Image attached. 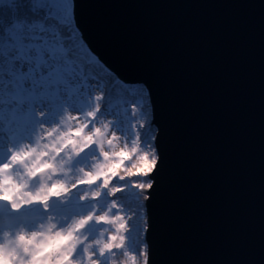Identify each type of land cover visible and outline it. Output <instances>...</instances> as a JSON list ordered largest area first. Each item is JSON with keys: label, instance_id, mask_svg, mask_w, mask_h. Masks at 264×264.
<instances>
[{"label": "water", "instance_id": "95a60500", "mask_svg": "<svg viewBox=\"0 0 264 264\" xmlns=\"http://www.w3.org/2000/svg\"><path fill=\"white\" fill-rule=\"evenodd\" d=\"M72 2L83 44L148 94L146 264H264V0Z\"/></svg>", "mask_w": 264, "mask_h": 264}, {"label": "clouds", "instance_id": "9594fccd", "mask_svg": "<svg viewBox=\"0 0 264 264\" xmlns=\"http://www.w3.org/2000/svg\"><path fill=\"white\" fill-rule=\"evenodd\" d=\"M105 97L95 86L84 111L65 106L56 122L37 125L31 140L9 143L0 163V206L12 212L0 217V264H146L142 253L126 251L130 216L112 199L122 187L113 182L144 183L135 178L148 167L154 171L150 160L159 156L121 132L115 117L101 114ZM46 112L37 110L41 118ZM105 191L109 201L102 207L97 199ZM26 208L40 211L12 216Z\"/></svg>", "mask_w": 264, "mask_h": 264}, {"label": "snow or ice", "instance_id": "6c2138e0", "mask_svg": "<svg viewBox=\"0 0 264 264\" xmlns=\"http://www.w3.org/2000/svg\"><path fill=\"white\" fill-rule=\"evenodd\" d=\"M36 17L18 20L0 35V131L18 141L41 117L67 101L80 102L93 82L111 84L116 96L127 92L143 103V89L118 76L101 75L99 61L73 28L71 0H31ZM40 10H43L41 13Z\"/></svg>", "mask_w": 264, "mask_h": 264}, {"label": "rangeland", "instance_id": "374dc122", "mask_svg": "<svg viewBox=\"0 0 264 264\" xmlns=\"http://www.w3.org/2000/svg\"><path fill=\"white\" fill-rule=\"evenodd\" d=\"M1 1V0H0ZM71 10H72V19L74 20V14H73V2L71 0ZM102 76L107 79L109 74L104 75L101 73ZM95 86H99L100 88L104 89L106 92V97L104 100V106L102 108L101 114L105 116H113L115 117V126L123 133L127 134L130 139L136 140L140 143V146L143 149H149V146H153V142L155 140V131L151 129V122H152V115L149 109V105L146 104L145 100L143 103L133 102L134 99H124L122 98H116L115 94L112 91L111 84L107 82H93V88L89 91V93L84 97V99L80 102H72L67 101L65 102L62 107L57 109L55 112L50 113L47 109V112L45 116L38 120L39 124L41 123H47L52 124L58 120V117L63 113L65 106L70 107L73 111H84L87 107H89V98L92 96V93L95 91ZM132 87L140 86L139 84H133ZM141 87H143L141 85ZM132 105H136L139 109V113L136 114V109L132 107ZM44 110V109H43ZM40 110V111H43ZM137 121H142V123H138ZM2 127V125H0ZM36 126H32L30 130L25 134V137L23 139H20L18 141H12L11 139L7 138V126L5 125V129L0 131V163L4 162L8 156L9 153L7 151V147L9 143L12 144H19L23 140H31L32 133L35 131ZM93 151H95V148H93ZM88 158V154L81 157L79 163H84ZM146 159L150 160V158ZM152 164H155L156 161H151ZM147 172H152V168L148 167L146 169L145 174L142 175V177H137L135 179H142L144 183L140 184H134L131 180H124L121 181L118 177L113 182L115 184L121 185V190L117 192L115 197H112V199H117L122 204L124 203L125 198L130 200V203L133 205V208L137 207V204H142L144 200V195H146L145 198H147V190L150 187L151 182H148V176ZM150 183V184H149ZM146 185V186H145ZM147 188V189H146ZM146 189V192H145ZM78 195V194H77ZM109 201V194L107 191L104 192L103 198H98L97 202L101 204L102 207L107 206V203ZM91 201L87 205H81L82 208L86 209L91 206ZM146 204V200H145ZM127 210V208L125 207ZM7 212L11 213L12 210L6 209ZM40 209L38 208H26L24 212L22 213H16L18 215L20 214H29V213H37ZM128 211V210H127ZM129 216L131 218L132 215L129 212ZM128 218V217H126ZM140 220L138 229H136L135 233L141 234V236L144 237V234L146 232V224H147V217L146 214L141 210L140 213ZM16 219H19L16 217ZM144 220L146 221V224L144 223ZM93 232H95V229H92ZM132 232L130 230V227L126 233L128 240H127V249L126 251L133 253V254H143L147 256L145 245L142 243L139 248H136L135 243L132 239H129L128 236L129 233ZM134 233V234H135ZM134 235V238H137L138 235ZM132 259L134 260L135 257L133 256Z\"/></svg>", "mask_w": 264, "mask_h": 264}, {"label": "trees", "instance_id": "16d2710c", "mask_svg": "<svg viewBox=\"0 0 264 264\" xmlns=\"http://www.w3.org/2000/svg\"><path fill=\"white\" fill-rule=\"evenodd\" d=\"M40 12L42 13L43 10H40ZM36 15H37V13H34L32 11L31 0H1L0 1V35H2L4 33V30L6 28L11 27L14 22H16L18 20H23V19L31 20L32 18L36 17ZM72 26L74 29L77 30L74 20H73ZM77 33H78V37L81 39V35H80L78 30H77ZM99 67L103 69V71L101 73H103L104 75L111 74L104 67V65L102 63H99ZM135 88L143 89V92H144L143 100H145L146 104L149 105V109H150L149 98H148V94H147L146 89L141 87V85L137 86ZM116 98H122V100H124V99H134L135 100V97H131L127 92H124L122 97L116 96ZM150 112H151V109H150ZM148 182H151L149 179V176H148ZM146 189H145V192H146ZM145 197H146V195H144L143 203L141 205L137 204L136 208H133V205L130 203L129 199L125 198V200H124V203H125L124 205L127 208L128 213L129 212L131 214L133 212L135 213L134 216H131V218L129 219V227H130V230L132 232H130L128 236L130 237L129 239L133 240V242L136 245V248H139L142 243L144 245H146L145 244V234L143 237V236H141V234L135 233L136 229H138V227H139V223L141 222V220H140L141 219L140 218L141 210L146 214V207H145L146 198ZM144 223L146 224L145 220H144ZM134 233L138 235L137 238H134V235H135Z\"/></svg>", "mask_w": 264, "mask_h": 264}, {"label": "bare ground", "instance_id": "6f19581e", "mask_svg": "<svg viewBox=\"0 0 264 264\" xmlns=\"http://www.w3.org/2000/svg\"><path fill=\"white\" fill-rule=\"evenodd\" d=\"M37 125H39V122L38 121L34 124V126L37 127ZM5 211H6V209L3 206H0V217H2L5 214ZM33 214H35V213L20 214V215H18L16 213H12V215H14V216L17 215L19 218L20 217H25V216H30V215H33Z\"/></svg>", "mask_w": 264, "mask_h": 264}]
</instances>
